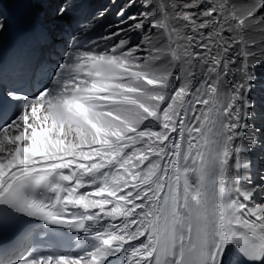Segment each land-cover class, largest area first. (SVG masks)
Here are the masks:
<instances>
[{
    "label": "snow or ice",
    "instance_id": "obj_1",
    "mask_svg": "<svg viewBox=\"0 0 264 264\" xmlns=\"http://www.w3.org/2000/svg\"><path fill=\"white\" fill-rule=\"evenodd\" d=\"M78 2L0 69V264H264V0Z\"/></svg>",
    "mask_w": 264,
    "mask_h": 264
},
{
    "label": "bare ground",
    "instance_id": "obj_2",
    "mask_svg": "<svg viewBox=\"0 0 264 264\" xmlns=\"http://www.w3.org/2000/svg\"><path fill=\"white\" fill-rule=\"evenodd\" d=\"M23 4L28 6L29 8H32L33 5L35 7V2L37 1L39 3V18L41 20L46 21L47 23L50 22V20H58L54 16L55 8L57 7V3L55 0H21ZM82 0H79L81 2ZM78 2V3H79ZM183 2V0H181ZM124 3V0H116L115 6H113L112 0H91L88 3V7L86 10V14L88 16V21H90V27L94 30L91 31L92 37L90 40H95L98 36L102 34H106L108 31H111L109 26L113 25L114 22L117 20V16L115 13L117 10L121 7V5ZM107 9V14L103 17H98L95 14L98 11ZM132 12L141 11V9L133 8L131 9ZM52 16L54 18H49L48 20H45V18H48V16ZM66 20V19H65ZM99 25V27H97ZM90 40L88 43H90ZM135 42V41H134ZM101 47H103V42H100ZM258 73H264V69L257 68ZM257 95L260 96L261 93L259 90L257 91ZM259 199V198H258Z\"/></svg>",
    "mask_w": 264,
    "mask_h": 264
},
{
    "label": "rangeland",
    "instance_id": "obj_3",
    "mask_svg": "<svg viewBox=\"0 0 264 264\" xmlns=\"http://www.w3.org/2000/svg\"><path fill=\"white\" fill-rule=\"evenodd\" d=\"M55 2H58V0H55ZM49 18H45V20H48ZM50 21H52V20H50Z\"/></svg>",
    "mask_w": 264,
    "mask_h": 264
}]
</instances>
